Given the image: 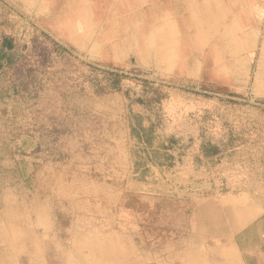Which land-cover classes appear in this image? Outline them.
<instances>
[{"label": "rangeland", "instance_id": "1", "mask_svg": "<svg viewBox=\"0 0 264 264\" xmlns=\"http://www.w3.org/2000/svg\"><path fill=\"white\" fill-rule=\"evenodd\" d=\"M55 3L49 27L5 29L30 49L0 73V264H210L197 206L250 194L264 207V0ZM152 87L167 98L136 103ZM134 116L155 148L179 141L170 167L144 159ZM208 141L220 160L202 158Z\"/></svg>", "mask_w": 264, "mask_h": 264}, {"label": "crops", "instance_id": "2", "mask_svg": "<svg viewBox=\"0 0 264 264\" xmlns=\"http://www.w3.org/2000/svg\"><path fill=\"white\" fill-rule=\"evenodd\" d=\"M58 1L65 0H0V73L13 68L16 76L23 64L24 49H30V44L20 39L21 32L6 34L7 21L30 17L43 20V26L49 27ZM84 11L80 13L84 18L81 25L89 15ZM66 29L62 24L51 31L62 33ZM191 229L208 248L212 245L213 258H205L210 264H264V207L253 195L207 199L197 206Z\"/></svg>", "mask_w": 264, "mask_h": 264}, {"label": "trees", "instance_id": "3", "mask_svg": "<svg viewBox=\"0 0 264 264\" xmlns=\"http://www.w3.org/2000/svg\"><path fill=\"white\" fill-rule=\"evenodd\" d=\"M114 84L112 86V89L115 91H121V81L118 75L115 77ZM149 89V85H146ZM153 92V97L149 100L139 98L136 100V103L143 104L151 107L152 104L160 103L162 99L167 98V94L163 93L160 88H150ZM130 131L134 138L138 140L140 143L142 150L147 154L146 157H144L145 160H151L155 159L158 161L159 165L161 166H168L170 167L172 165L173 161V155L170 154L167 150H173L175 146L178 145V140L175 138H170L167 140L168 145H161L160 149L155 148L154 141H155V125H151L149 127H146L143 123V118L140 116H134L133 121L130 122ZM232 138L229 140L230 146L233 145ZM221 149L218 145L212 144L210 141L204 142L201 146V155L202 158L205 160H220L221 159ZM161 160L163 162H161ZM137 167H143L145 164L143 162H137ZM145 167V166H144ZM35 172H32L30 174H24L20 175V179L22 183L25 185L26 188L31 189L33 188V183L35 182ZM57 224H56V230L57 235L62 240H66L68 237L65 235V231L69 227V220L70 217H64L61 214H57Z\"/></svg>", "mask_w": 264, "mask_h": 264}, {"label": "bare ground", "instance_id": "4", "mask_svg": "<svg viewBox=\"0 0 264 264\" xmlns=\"http://www.w3.org/2000/svg\"><path fill=\"white\" fill-rule=\"evenodd\" d=\"M218 6H220V3L218 4ZM99 39V38H98Z\"/></svg>", "mask_w": 264, "mask_h": 264}]
</instances>
